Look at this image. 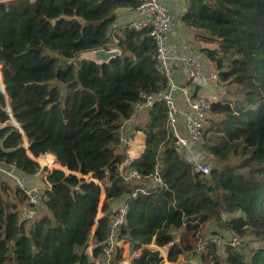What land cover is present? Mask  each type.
Wrapping results in <instances>:
<instances>
[{"label": "trees", "instance_id": "1", "mask_svg": "<svg viewBox=\"0 0 264 264\" xmlns=\"http://www.w3.org/2000/svg\"><path fill=\"white\" fill-rule=\"evenodd\" d=\"M138 3L0 0V89L12 114L0 90V168L13 164L26 187L20 173H41L39 163L51 169L30 219L20 217L23 190L0 173V264H119L121 241L128 253L144 248L130 264H163V246L166 259L175 262L207 237L226 238L231 231L248 242L241 248L226 244L220 258L208 241L201 259L264 264V0H185L180 20L198 41V53L186 55L200 59L205 73L218 74L210 80L216 90L209 82L182 84L194 86V97L217 98L205 113L203 142L196 143L201 160L210 164L208 174L194 172L192 162L174 150L163 101L136 111L141 93L155 96L168 86L156 68L148 28L119 22V11ZM114 40L121 54L109 62L74 61L79 52L107 48ZM142 114L136 130L145 132V147L106 186L110 193L93 228L96 180L124 162L127 124ZM64 164L77 175L57 169ZM130 169L141 176L127 178ZM114 203L126 204L127 213L107 260ZM212 225L220 233H209ZM249 241L256 242L250 250ZM155 245L161 255L151 250Z\"/></svg>", "mask_w": 264, "mask_h": 264}, {"label": "built area", "instance_id": "2", "mask_svg": "<svg viewBox=\"0 0 264 264\" xmlns=\"http://www.w3.org/2000/svg\"><path fill=\"white\" fill-rule=\"evenodd\" d=\"M134 11L137 19L130 24V26L137 30L148 28V34L154 44L156 68L168 79V86L163 92L155 96L141 93L140 100L135 103L136 111H143L146 108L151 107L155 101H163L166 106L165 127L173 133V148L177 153L184 154V149L188 145L189 140L194 143L203 142L205 113L209 109L210 104L216 101V99H207L201 96L194 97L191 94L184 92V98L189 108V112L186 117V136H181L178 133L177 122L179 109L174 95V92L177 90V86L173 79L172 64L174 61L178 62L185 71L189 80L198 81L207 79L204 73L203 63L200 59L193 55H177L168 47L167 39L172 27V16L165 2L162 0H139V3L135 7ZM211 77L218 80V74L216 72H214ZM131 139L132 137L127 135L125 137V143H129ZM191 162L194 172L204 174L209 173V163L202 160ZM124 163L125 160L122 164ZM14 170L15 166L11 164L9 165V170L5 171V173L11 176L14 183L23 190L25 196V206H23L20 211V217L22 219L33 218L37 214L38 206L42 200L43 187L24 186L21 179L14 174ZM140 176L141 175L135 169H130L128 171L127 178H139ZM153 180L159 187H163L165 185L157 174H153ZM139 192L144 193L145 191L140 190ZM137 193V191H133L130 196L136 197ZM111 210L115 215L108 226V237L105 240L106 248L104 249V257L107 260L110 256L112 247L117 244V242H115L116 230L125 218L127 206L126 204L114 203ZM208 241L214 243L217 248L223 247L226 244L237 248H241L244 245V238L238 233L231 231L224 239L219 235L207 237L205 241H202L197 245L194 252L199 254L205 253V246ZM90 252L91 249L89 250V253ZM91 259L94 260L93 257H91Z\"/></svg>", "mask_w": 264, "mask_h": 264}, {"label": "crops", "instance_id": "3", "mask_svg": "<svg viewBox=\"0 0 264 264\" xmlns=\"http://www.w3.org/2000/svg\"><path fill=\"white\" fill-rule=\"evenodd\" d=\"M162 1L165 2L166 5L168 6L170 14L173 19V23H174L173 26L171 27V30L169 32V36L167 39V44L170 50L177 55H186L191 52L198 53V50H197L198 41L195 39L194 30L186 27L183 24V22L180 20L181 14L185 11V8H186L185 0H162ZM118 19L120 23L132 24L137 19V16L135 13L134 14L132 13L130 15V14H127L125 10H120ZM115 32L119 33L120 30L117 28ZM110 44L112 46L113 45L116 46V40H114ZM203 68H204V65H203ZM213 73H205V76L207 77V79L198 80L194 82H201L203 83V86H204L211 79H214L211 77ZM172 74H173V79L177 86V90L174 92L175 99H176L178 109H179L177 129H178V133L181 136H186V117L189 112V108L184 98V92H187L188 94L192 95L194 93V86L193 85L182 86V84H185V81L189 79L187 78L185 71L179 65L178 62L174 61V63L172 64ZM6 95H5V98L7 97ZM211 98L217 99L215 96H212ZM6 100H7L6 108H8L9 107L8 98H6ZM140 112H143V111H140ZM7 113L9 114V117L12 116L10 107H9V112L7 111ZM133 119H137V117L135 116ZM9 121L14 127H16L11 121V119ZM132 122L134 123V121ZM127 130H128V134L130 135V137H132V134H131L132 132L130 131H133V130H131V128H127ZM133 134H134V131H133ZM26 145H27V142L25 143V148H26ZM132 145H133V140L131 139V141L128 143L129 147L128 148L125 147L126 151L124 150V152H126L129 155H127L128 157H125V163L121 164L120 167H122V169L123 167L129 164L130 162L129 160L135 158V157L130 156ZM184 156L188 158L190 161L201 160L203 158V155L201 154V151L199 150V145L190 140L188 141V145L184 149ZM113 166H116V169L112 173V176L115 175V173L118 171L117 165H113ZM109 169L110 168H108L106 172H108ZM7 170L9 169L0 168V173H3ZM20 175H21V178H23V180L27 182L28 186H43V184L46 182V175H43V178L40 179L39 173L38 175L37 173H35L34 175H31V176L22 175L21 173ZM0 176L3 177L2 174ZM97 182L99 183L100 181L97 180Z\"/></svg>", "mask_w": 264, "mask_h": 264}, {"label": "rangeland", "instance_id": "4", "mask_svg": "<svg viewBox=\"0 0 264 264\" xmlns=\"http://www.w3.org/2000/svg\"><path fill=\"white\" fill-rule=\"evenodd\" d=\"M126 11V13L127 14H134L135 13V11L134 10H125ZM173 19H172V26H173ZM109 46H112L111 44L109 45ZM114 46V45H113ZM0 76H1V78H0V81L2 80V74H1V72H0ZM187 79V78H186ZM212 82H210L209 81V84H211ZM211 86V88L212 89H214V90H216V89H219V86L218 85H216V84H211L210 85ZM201 95H203V94H201ZM7 110V109H6ZM145 118H146V115L145 114H142V115H140V116H138L137 117V119H132L128 124H127V128H131V130H133L134 131V134H133V131H130V132H132L131 134H132V140H133V145H132V147H131V151H130V153H131V157H138L140 154H141V152H142V150L144 149V147H145V138H146V134H145V132L143 131V130H136V128H137V126L140 124V125H142L143 126V121L145 120ZM132 121H134V123L132 122ZM16 125V124H15ZM24 141H26V139L24 138ZM24 141H23V143H24ZM25 144V143H24ZM125 147H129L128 146V143L125 145ZM125 151H126V149H125ZM200 151H201V154H202V150L200 149ZM124 153H126V152H124ZM127 155H129V154H125V157H128ZM130 161V160H129ZM42 165H41V163H39V167H40V169L42 170V172L40 173L39 172V176H40V179H42L43 178V175H46V172L47 171H50L51 169L50 168H48L47 166V169L46 168H43V167H41ZM121 165H119V167H118V165H117V170L119 171V172H121L122 171V167H120ZM55 168V167H54ZM117 171V172H118ZM109 172V171H108ZM108 172H106V175H105V177H104V179H102L100 182H99V184H100V197H99V204H98V207H97V215H98V217H100L101 215H102V212H101V204H102V201H103V199H104V197H105V195L106 194H108V193H110V191H108L107 189H106V186L110 183V181L112 180V178L114 177V175L112 176V173H108ZM37 175H38V173H37ZM3 177L2 176H0V181L1 180H3L2 179ZM85 178L86 179H89V177H87V176H85ZM48 186H49V184H48ZM100 212H101V215H100ZM98 217L96 216V218H95V223H94V226H93V228H95V226H96V221H97V219H98ZM213 231H215V232H218V233H220L219 231H221L220 229H218L216 226H214V225H212V226H210L209 228H208V232L209 233H212ZM209 233H207L206 234V236L207 235H209ZM217 235H219V234H217ZM205 236V237H206ZM221 236H224V235H221ZM225 238V237H224ZM223 238V239H224ZM248 241L247 240H244V243H247ZM154 243V242H153ZM120 246H122L124 249H123V252H122V255L124 256V259L119 263V264H130V262L132 261V259L133 258H137V255L139 256V254L141 253V249L143 248L142 246H141V249L140 250H138L137 251V253H134V250L131 252V253H128V249H127V243H125L124 241H121V242H119L118 243ZM248 245H249V250L251 249V248H254L255 246H256V242H254V241H249V243H248ZM158 246L157 245H155V248L154 249H151V248H148V249H151V250H157V251H159L158 250V248H157ZM164 248H165V250H166V253H165V255H161V252L159 251V253H160V255L162 256V258H163V264H216L215 263V260L214 259H210L208 262H204L202 259H201V254H199V253H195V252H189V253H186V254H184V255H182V256H180L175 262H169L167 259H166V254H167V247L166 246H163ZM224 247L225 246H223V247H220V248H217V251H218V256L220 257V258H222L223 256H224ZM146 248V247H145ZM91 249V239L89 240V244H88V251ZM202 254H206V252L205 253H202ZM248 258H250V254H248L247 255V259ZM94 263H96V260L94 259V260H92ZM220 264H224V263H220Z\"/></svg>", "mask_w": 264, "mask_h": 264}, {"label": "water", "instance_id": "5", "mask_svg": "<svg viewBox=\"0 0 264 264\" xmlns=\"http://www.w3.org/2000/svg\"><path fill=\"white\" fill-rule=\"evenodd\" d=\"M120 54H121V50L117 46H109V47L107 46V48H99V49L81 51L77 54L74 61L76 63H80L82 60H90V61H93L97 65H101V64L109 62L112 58H114ZM3 93L4 94L6 93L5 89H3ZM6 98H8V96ZM23 146L25 147L24 143H23ZM25 150H26V153L33 160H35L34 156H32L30 154L27 145H26ZM64 167L65 168H57V169L63 170L65 173H74L77 175V172H72L71 170L68 169V167L65 164H64ZM78 176H82V174L79 173ZM90 178H91V175H90ZM142 249H144V248H142Z\"/></svg>", "mask_w": 264, "mask_h": 264}]
</instances>
